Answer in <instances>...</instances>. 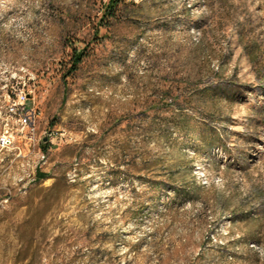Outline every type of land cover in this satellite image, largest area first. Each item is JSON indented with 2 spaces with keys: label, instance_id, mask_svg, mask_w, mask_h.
Segmentation results:
<instances>
[{
  "label": "rangeland",
  "instance_id": "1",
  "mask_svg": "<svg viewBox=\"0 0 264 264\" xmlns=\"http://www.w3.org/2000/svg\"><path fill=\"white\" fill-rule=\"evenodd\" d=\"M109 2L0 0V264H264V0Z\"/></svg>",
  "mask_w": 264,
  "mask_h": 264
},
{
  "label": "built area",
  "instance_id": "2",
  "mask_svg": "<svg viewBox=\"0 0 264 264\" xmlns=\"http://www.w3.org/2000/svg\"><path fill=\"white\" fill-rule=\"evenodd\" d=\"M28 96L24 97L23 100L15 99L11 105V110L19 116V120L23 126V129L28 128L30 133L36 129L37 111L27 105ZM11 139L4 135L1 137V143L6 145L9 144ZM45 158V154L42 156Z\"/></svg>",
  "mask_w": 264,
  "mask_h": 264
},
{
  "label": "trees",
  "instance_id": "3",
  "mask_svg": "<svg viewBox=\"0 0 264 264\" xmlns=\"http://www.w3.org/2000/svg\"><path fill=\"white\" fill-rule=\"evenodd\" d=\"M120 1L121 0H110L109 4L105 7V11L103 13L102 18L100 19V22L104 21L106 16L114 17L116 15L115 9ZM85 55L86 49L75 52L74 57L72 59V65L70 67V73L78 69V66L83 61Z\"/></svg>",
  "mask_w": 264,
  "mask_h": 264
}]
</instances>
